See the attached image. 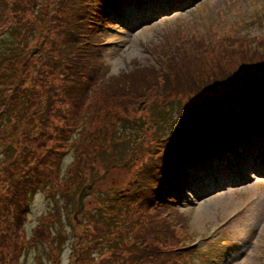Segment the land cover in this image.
Instances as JSON below:
<instances>
[{"label":"trees","instance_id":"1","mask_svg":"<svg viewBox=\"0 0 264 264\" xmlns=\"http://www.w3.org/2000/svg\"><path fill=\"white\" fill-rule=\"evenodd\" d=\"M2 1H4L3 11H7L9 22L1 31L8 33L12 38L14 35L17 40L15 43L12 41V44L9 41L6 45L3 43V38L0 39V77L2 79L4 75H7L4 77V81L0 80V85H4L0 88V135H3L0 139H2L1 142L6 140L10 142L3 149L6 158H9L17 150L16 161L12 160L11 162V166L15 165V171L8 169V177L12 185L8 200L13 208L11 216L13 226H18L21 223V210H24L23 206H20L21 196L26 194L29 187L33 191L39 187H47L49 184L51 186L53 182V179L47 174V168L41 170L38 168V164L47 163L51 152L46 148L45 153L41 154L38 160L34 159L31 153L35 151L37 140H42L40 143H44L51 137V132H57V127H60L63 111L57 107V104L68 101L75 105V117L84 107L83 118L79 117V120L85 124L88 119H91V117L88 118L90 113L87 112L91 109V102L86 103L85 108V101L88 97L99 95L96 86H99L100 91H103L106 88H112L116 80H104L100 77L103 80L99 79L100 81L95 82L93 70L98 55L94 56V52L92 53L90 50L81 53L77 49L79 21L83 14V11L77 7L79 0ZM76 2L78 3L76 4ZM93 31L95 30L93 29ZM235 32L238 40L244 41V32L241 30ZM246 51L252 57L250 59L252 63L246 68L240 66L236 68L238 70L234 73L235 75L230 76L232 71L225 64L224 68L221 67L223 70L219 77L208 76L206 79L194 77L184 89L185 93L188 95L198 94L201 91L212 89L220 91L222 89L228 93L229 88L239 89L244 86L245 93L242 94L244 90L241 95L235 93L232 98L247 100L255 96L256 100L259 98L261 100L264 94L259 90L264 89V71H260V69L264 67V53L259 54L262 52L255 48ZM141 76L146 79L160 76L165 88L169 89L170 86L174 92L179 91L180 83L177 81V76L170 78L169 73H160L149 68H142ZM117 78L127 79L122 74ZM91 84L93 85L90 86ZM36 85H39L38 90L35 88ZM134 87L142 88V86ZM94 89L96 92L92 95ZM257 91L259 92L257 93ZM163 92L168 91L163 90ZM145 94V96H159V93L152 94L149 91ZM170 101L174 102V100ZM252 102L253 100H251ZM95 106V102H93V113L97 109ZM63 116L67 122V115ZM55 118L59 120V124ZM66 122L64 125H69ZM71 123L79 125L75 118L71 120ZM222 129L225 133L230 130L229 127ZM4 133L7 134L4 135ZM80 133H84L83 138L86 139H81V145L88 149V146H91V135L83 128ZM200 133L202 134L201 131H196V134ZM187 135L188 133L185 132L182 136H186L185 141H187ZM213 135L214 142H217L216 133L214 132ZM16 138H18L17 141ZM31 141L35 143H30ZM136 143L138 144V142ZM42 145H37V147H44ZM170 146L171 144L168 143L163 155L160 156L162 161L159 164L158 172L148 178H140L141 184L151 186L152 189L141 197L143 204L146 205L145 210L138 217L139 224L143 225L144 221L152 217L151 209L161 211L169 209V199L175 197L174 193H177L178 189L173 187L174 193H171L168 191L171 188L163 187V185L171 183L176 172L183 171L185 161L194 160L174 146L169 151ZM77 162L79 164L80 159H77ZM78 167V170L76 169L73 174L75 176H70V179H76V176L79 175L78 172H81L82 167ZM135 176L137 175L135 174ZM70 179L68 175H62L59 181L62 180L61 184H66ZM59 181L56 183L58 187ZM58 190L60 191V188ZM152 192L154 195H151ZM156 192H161L162 196H158ZM94 214L90 215L93 224L99 222L98 230L105 234L82 232L78 228H87V225L90 224L89 221L76 222L70 230L72 239L69 238L71 253L68 264H179L177 257L181 256L171 248L174 242L173 224L170 228L168 224L157 227L153 223L154 219H151L150 224L148 223L146 226L125 227L114 218L115 222L110 223L109 215H105L103 212H94ZM149 225L151 226L148 227ZM5 227L9 228V226ZM45 227L44 223L38 224L25 244L19 245L16 240L17 245L14 246L12 253L8 251L4 253L3 250H0V263L19 264V258L23 251L25 252L27 248L35 246L37 243L46 241L50 244L49 249L47 248V258L49 256L51 264H58L59 248L54 246L53 242L56 239L54 240L55 237L45 230ZM154 227H157L155 233L151 230ZM60 230L63 232V229ZM61 231H59L60 236ZM8 236L1 233L0 242ZM66 236L70 237L68 234ZM97 252L100 254L96 256Z\"/></svg>","mask_w":264,"mask_h":264},{"label":"rangeland","instance_id":"2","mask_svg":"<svg viewBox=\"0 0 264 264\" xmlns=\"http://www.w3.org/2000/svg\"><path fill=\"white\" fill-rule=\"evenodd\" d=\"M249 1L250 2L248 3V5H244V7L242 6L238 8H233V6L238 4L242 5L244 0H207V4L205 2L195 4L193 8L186 9V11L184 12H176L173 14L170 13V15L165 16L164 19H159V22L154 26L136 28L137 30L134 31L133 38L130 40V42H127V40L125 45L120 46L121 48L118 50L112 48L109 52L107 51L106 57L110 62L109 75L111 74L114 77L119 75L123 71L127 72L124 74L126 77H128V80L124 84L122 83L120 88L123 89L124 87H126L125 92H122V98H130L131 100H127V102L131 103V105L127 106V109H125L121 106H111V104H109V106L112 107L111 109L106 103L101 104L100 101H96L95 105L96 108L99 110L97 114L103 115L107 113L106 118L108 119L117 116L122 118L125 121V126L123 128V123L121 124L119 122V130L121 132V135L127 136L128 141L130 142H128L127 144L119 145L113 153H111L110 150H102L100 152L106 159L103 163H109V159L114 158L116 162V167L105 166V172L101 175L100 173L104 170V165H100L95 168V173H93V180L90 181V183L92 184L91 188H93L94 201L95 199L96 201L104 200L105 191H107V189L112 186L111 183L122 181L125 178L126 172L130 171L131 168L135 165V163L133 164V166L129 164L128 153L130 152L131 155L140 154L141 148L135 142V140H137L136 135L138 133L133 131L134 123L131 121L132 124H129L125 116L130 115L137 118V120L138 118H141L144 123L143 125H145L147 122L146 119L150 118V115L148 112L144 111V107L146 105H149L150 101L154 99L152 97L146 98L147 96H145V92L149 91L152 92V94H155L158 91L156 89L157 87L151 88L152 84L145 85L143 83V79L141 76L142 68L138 63H142L144 65L156 63L159 58V54L164 48H166L167 44L173 45L176 43L173 41L175 38L180 39V43H186L188 45L206 43V41L202 38H205L206 35L209 34V32L215 31L216 34H225L229 32L225 31V29L229 27H231V29L233 30L237 29L238 32H240V30L241 32H244V40L251 44L253 35L259 39V33H264V2H253L255 0ZM3 8L4 1L0 0V39L3 38V43H6V45H8L7 42L10 41V43L12 44V41L13 43H15L17 40L14 35L12 38L8 33L1 31L9 22V16L7 15V11H3ZM249 16L255 17V19H257L259 16L258 19H260L261 24L259 25L258 23H249V25L254 26L250 28L242 27V20L248 18ZM219 26H224L225 28L217 30L216 28ZM216 34H213L214 39L217 38L222 44L223 40L221 38H218ZM115 37L116 36H114L113 38L115 39ZM157 40L161 41L160 45L153 46V43L151 41L155 43L157 42ZM237 42L230 43L232 51L235 55L240 54L242 51V48L238 47ZM220 43H218V45H221ZM218 45L215 43V46L217 48ZM247 46L248 45H246V47ZM137 60L139 61L137 62ZM131 61L135 63L136 69H132L127 66V64H130ZM133 71L135 73H132ZM6 76L7 75H4L2 79L0 77V80L4 81V77ZM117 79L118 78H114L116 82H119ZM132 83H136V85H138L139 87L142 86V88L136 89L134 86H130ZM159 85L160 82L158 83V87ZM1 87H4V85H0V88ZM35 88L38 90L39 85H36ZM160 100H163V97L160 96L159 101ZM157 104L158 102L155 103L154 106H156ZM105 105L107 112L103 113ZM174 105L176 106L177 104ZM57 107H59L63 111L62 123L66 122L63 115H67L66 123L71 124V120L75 118L76 106L68 103L67 101H64L63 103L57 104ZM138 107H142L143 109L141 111H135V109H137ZM110 110H113V115H110ZM91 111L92 108L87 111L88 113H90V115H88V118L93 117L96 122L98 119L105 117H94V114L91 113ZM175 113L176 111H174V114ZM169 118H171V116H169ZM55 121L58 122L59 120L55 118ZM165 123H163V127L167 126ZM64 128L65 125L61 124L60 132H51V137L49 138L47 145L52 144L54 149L58 150L60 147L58 138L63 137ZM165 129L166 128L157 130L158 133L163 134L165 132ZM8 132H10V130H8ZM5 134L7 133H4V135ZM2 136L3 135H0L1 138ZM1 140L2 139H0V157L3 156V153H1L2 150L10 144L8 140L4 142H1ZM17 140L18 138H16V141ZM11 145L14 146V144ZM121 146H124L122 150L120 149ZM16 152L17 150L14 154L8 157L16 161ZM37 154H40L38 149ZM111 154H114L115 157H113V155ZM9 158H7L5 160L6 162L2 164L0 162V234L4 233L5 236L9 235L6 239L0 242V250H3L4 253H6L7 251L12 253L14 246L17 245L14 239L13 223L11 218V216L13 215V208L8 200L10 198V190L12 189V185L8 177V172L9 170L13 171L15 165H10V161H7ZM140 160H142V157ZM71 161V154L69 153L68 155H65L61 168L65 165H70ZM70 174L71 173L69 172V179ZM84 181H86V179L81 177L79 180L70 179V181L68 180L66 184L60 183L59 188L60 190L65 188L66 192L64 196L66 197H63L61 195V193L57 189L58 184L54 182L52 183V187H47V189H41L28 193L27 203L29 205V210L27 212L28 220L25 223L27 233L35 224L38 223V218L42 214L45 215L48 212L54 213L56 215V221L59 222L69 220V217H76V214H73V210L75 206L78 205V200H76L77 192ZM75 182H78V184L75 185ZM246 187H249V185H247ZM241 188L242 187L237 189V186L233 187L232 184H227V186L224 188L225 190L223 189V191H215L212 193H208L202 202H197L195 204L190 205L180 204V209L185 214L191 235H197L198 231L203 235L210 229L212 232L216 229L219 224L224 221L227 216L232 215L235 209L241 208L239 206L244 203L246 199L248 202L255 200L256 198V201H253L251 203V206L249 205L248 208L245 209L246 211L240 215L241 217L233 221V225H237L239 222L242 221L243 218L249 217L251 215L250 210L252 209V207L260 206L262 204L260 202L264 201V191H262L260 195L255 197V195L258 194L257 192L262 189L259 184L252 186L251 194L250 189L245 191L242 190L241 192H239ZM57 197L58 201L55 200V198ZM67 197L70 199L68 209L66 207V201L68 200ZM256 202L257 206L253 205V203L256 204ZM89 204H91V201L88 203V205ZM84 208H82L80 212L77 213L78 217H80L81 215V218H86L85 215H83L84 212L81 213ZM64 210L66 212H64ZM93 211H96L95 207L93 208ZM87 212L91 213L89 211ZM3 218H5V220H3ZM53 224L56 225L54 221ZM5 226H9V228L6 229ZM55 245L59 248V251L61 253V261L63 260V264H66L68 260V254L71 251L69 237L62 240L57 238ZM255 246H257V248L255 250H252L254 253L253 257L247 260V262L248 264H264V254H262L264 253V233H261L260 242L257 241ZM46 254L47 244L45 242L43 244L37 243L35 246L27 248L25 252L23 251L22 255L19 258V264H51ZM99 254L100 253L98 252L95 253L96 256Z\"/></svg>","mask_w":264,"mask_h":264},{"label":"bare ground","instance_id":"3","mask_svg":"<svg viewBox=\"0 0 264 264\" xmlns=\"http://www.w3.org/2000/svg\"><path fill=\"white\" fill-rule=\"evenodd\" d=\"M211 115H212V117H220L221 114L214 112V111H211ZM198 121H201V120H198Z\"/></svg>","mask_w":264,"mask_h":264}]
</instances>
